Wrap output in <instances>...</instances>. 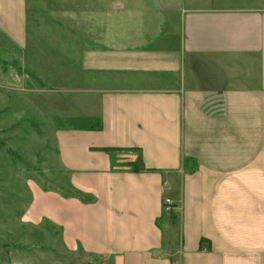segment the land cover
<instances>
[{
	"label": "crops",
	"instance_id": "crops-1",
	"mask_svg": "<svg viewBox=\"0 0 264 264\" xmlns=\"http://www.w3.org/2000/svg\"><path fill=\"white\" fill-rule=\"evenodd\" d=\"M0 37L71 189L28 223L92 264H264V0H0Z\"/></svg>",
	"mask_w": 264,
	"mask_h": 264
},
{
	"label": "rangeland",
	"instance_id": "rangeland-1",
	"mask_svg": "<svg viewBox=\"0 0 264 264\" xmlns=\"http://www.w3.org/2000/svg\"><path fill=\"white\" fill-rule=\"evenodd\" d=\"M14 51L0 37V73L7 72L10 79L0 82V106L8 105L0 109V264H92L81 252L64 249L59 229L48 222L33 226L25 219L36 185L71 189L62 186L68 181L59 164L54 133L38 115L33 116L32 90L50 87L19 64ZM140 163L138 159L136 165ZM49 209H53L50 201L39 205V211ZM167 212L174 217L172 210Z\"/></svg>",
	"mask_w": 264,
	"mask_h": 264
},
{
	"label": "trees",
	"instance_id": "trees-1",
	"mask_svg": "<svg viewBox=\"0 0 264 264\" xmlns=\"http://www.w3.org/2000/svg\"><path fill=\"white\" fill-rule=\"evenodd\" d=\"M33 75V74H32ZM35 77V76H34ZM37 77V76H36ZM36 79V78H35ZM36 80H38V79H36ZM39 81V80H38ZM42 83V82H41ZM132 167H133V169L134 170H142V169H144L145 167H144V165L142 164V163H140V165H136V163H133V165H132Z\"/></svg>",
	"mask_w": 264,
	"mask_h": 264
},
{
	"label": "built area",
	"instance_id": "built-area-1",
	"mask_svg": "<svg viewBox=\"0 0 264 264\" xmlns=\"http://www.w3.org/2000/svg\"><path fill=\"white\" fill-rule=\"evenodd\" d=\"M164 209H165L166 211H171V210H172L171 201H169V200H165V203H164Z\"/></svg>",
	"mask_w": 264,
	"mask_h": 264
}]
</instances>
